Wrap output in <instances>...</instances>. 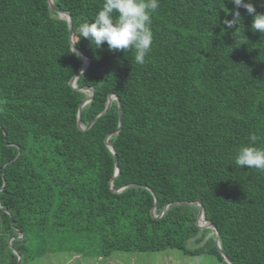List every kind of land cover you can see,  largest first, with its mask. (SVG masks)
<instances>
[{
    "label": "trees",
    "instance_id": "1",
    "mask_svg": "<svg viewBox=\"0 0 264 264\" xmlns=\"http://www.w3.org/2000/svg\"><path fill=\"white\" fill-rule=\"evenodd\" d=\"M102 4L53 1L90 60L75 81L93 90L81 125L119 100L82 131L86 93L69 85L82 59L66 21L47 0H0V264H17L14 251L27 264L167 250L228 264L197 228L199 206L174 205L196 202L232 264H264V171L235 165L240 146L264 147V34L244 8L236 21L230 0H159L139 65L80 36Z\"/></svg>",
    "mask_w": 264,
    "mask_h": 264
},
{
    "label": "clouds",
    "instance_id": "2",
    "mask_svg": "<svg viewBox=\"0 0 264 264\" xmlns=\"http://www.w3.org/2000/svg\"><path fill=\"white\" fill-rule=\"evenodd\" d=\"M237 9L236 21L241 19L240 8L252 15L251 28L264 34V13H258L252 0H230ZM159 8V0H103L101 9L94 21L85 20L79 24V34L96 49L107 44L109 51H133L134 61L143 65L151 52L153 32L152 15ZM232 28L234 21H225ZM255 142L256 137H251ZM235 165L239 168L264 171V147L240 146L236 150Z\"/></svg>",
    "mask_w": 264,
    "mask_h": 264
},
{
    "label": "rangeland",
    "instance_id": "3",
    "mask_svg": "<svg viewBox=\"0 0 264 264\" xmlns=\"http://www.w3.org/2000/svg\"><path fill=\"white\" fill-rule=\"evenodd\" d=\"M198 225H202L198 223ZM204 225V224H203ZM27 264H218L206 256H189L178 250L156 253L113 252L106 258L84 257L79 254L45 253L42 257Z\"/></svg>",
    "mask_w": 264,
    "mask_h": 264
},
{
    "label": "water",
    "instance_id": "4",
    "mask_svg": "<svg viewBox=\"0 0 264 264\" xmlns=\"http://www.w3.org/2000/svg\"><path fill=\"white\" fill-rule=\"evenodd\" d=\"M53 1L54 0H47V4H48V8L50 10H52L53 12L57 13L58 14V17L60 19H63L66 21L67 23V27H68V31H69V44H70V48L71 50L77 54L81 59H82V65H81V68H80V72L77 76L73 77L70 82H69V85L72 89L74 90H78L80 92H85L86 93V97L84 98V100L81 102L79 108H78V112H77V126L80 130L84 131L86 130L87 128H89V126L97 119H99L101 116H103L107 111L108 109L110 108L111 106V103H112V100H116L117 104H118V107H119V100L118 98L115 96V95H110L108 100H107V104H106V107L104 109V111L102 113H100L87 127H83L80 123V110L81 108L87 104L92 96H93V90L91 88H82V89H77L76 86H75V81L76 79L81 76L82 74L85 73V71L88 69L89 67V64H90V60L88 57H86L84 54H82L75 46L74 42H73V33H72V22H71V17L70 15L67 13V12H63V11H59L57 10L54 5H53ZM121 126V122L119 124V128ZM119 128L117 131L111 133V134H117V132L119 131ZM110 134V135H111ZM109 137V136H108ZM108 137L105 139V145L107 146V148L109 149V151L113 154L114 158H115V164H116V157H115V151H114V148L112 147V145L108 142ZM118 167L116 166V171H115V175H114V178L117 177L118 175ZM4 185V184H3ZM109 187H110V190L111 191H116L114 189H112V185H111V182L109 183ZM155 205H156V201H155ZM174 205L176 206H191V205H198L200 210H199V213H198V216H197V220H196V226L197 228L199 229H205V228H209L211 229L214 234H215V245H216V248L219 252V254L222 256V258L225 260V262H227L228 264H232L231 261L228 259V257L224 254V252L222 251L221 247H220V244H219V234H218V231L217 229L210 223H208L205 218H204V208L203 206L201 205L200 202H196V203H174ZM168 205H166L163 210H162V213L161 215L166 211ZM0 209L5 212V213H8L4 208L0 207ZM152 216H154V208L152 209ZM160 216H154L155 218H159L161 217ZM199 222H204L205 224L203 225H198ZM11 226H13V221L11 220ZM13 240V237L9 238L8 239V244L10 246V243L11 241ZM11 247V246H10ZM14 253L16 254L17 256V264H20L21 263V257L19 255V253L17 251H14Z\"/></svg>",
    "mask_w": 264,
    "mask_h": 264
},
{
    "label": "bare ground",
    "instance_id": "5",
    "mask_svg": "<svg viewBox=\"0 0 264 264\" xmlns=\"http://www.w3.org/2000/svg\"><path fill=\"white\" fill-rule=\"evenodd\" d=\"M199 223H201V224H205L204 222L202 223V222H199Z\"/></svg>",
    "mask_w": 264,
    "mask_h": 264
},
{
    "label": "crops",
    "instance_id": "6",
    "mask_svg": "<svg viewBox=\"0 0 264 264\" xmlns=\"http://www.w3.org/2000/svg\"><path fill=\"white\" fill-rule=\"evenodd\" d=\"M9 245V244H8Z\"/></svg>",
    "mask_w": 264,
    "mask_h": 264
}]
</instances>
